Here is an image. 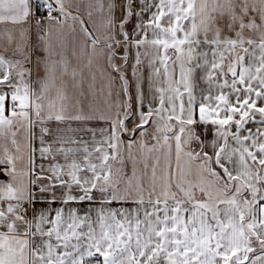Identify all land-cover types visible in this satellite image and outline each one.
<instances>
[{"label":"snow or ice","instance_id":"obj_1","mask_svg":"<svg viewBox=\"0 0 264 264\" xmlns=\"http://www.w3.org/2000/svg\"><path fill=\"white\" fill-rule=\"evenodd\" d=\"M0 264H264V0H0Z\"/></svg>","mask_w":264,"mask_h":264},{"label":"crops","instance_id":"obj_2","mask_svg":"<svg viewBox=\"0 0 264 264\" xmlns=\"http://www.w3.org/2000/svg\"><path fill=\"white\" fill-rule=\"evenodd\" d=\"M73 15H77V13L73 12ZM82 18L86 19V17H82Z\"/></svg>","mask_w":264,"mask_h":264}]
</instances>
